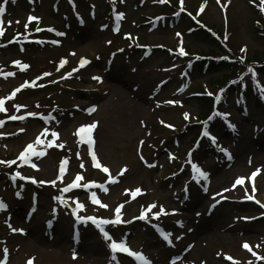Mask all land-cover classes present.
I'll return each mask as SVG.
<instances>
[{
    "label": "rangeland",
    "instance_id": "rangeland-1",
    "mask_svg": "<svg viewBox=\"0 0 264 264\" xmlns=\"http://www.w3.org/2000/svg\"><path fill=\"white\" fill-rule=\"evenodd\" d=\"M0 4L5 8L0 14V99L6 109L0 112V161H15L0 164V199L7 204L0 211V260L6 248V264H139L119 252L113 260L110 241L91 222L75 224L70 211L79 202L84 209L78 215L104 219H113L116 207L123 205L121 219L131 223L105 229L151 264H264V208L257 203H264V100L256 104L264 94V71L257 69L264 65V40L257 31L264 30V0ZM29 16L37 19L29 21ZM197 23L217 37V45L191 30ZM181 48L185 55H180ZM211 48L218 59H236L233 81L242 86L240 91L231 92L227 84L221 93V84L210 86L221 79L220 73L205 68L207 62H200ZM81 59L87 61L83 66ZM249 66L257 74L255 82ZM253 85L256 92L245 91ZM208 93L221 96L210 112L200 98ZM169 100L180 103H165ZM214 106L230 114L227 121L235 125V131L229 129L220 116L207 125L231 159L201 138ZM12 115L24 118L11 120ZM92 123L93 152L108 173L92 164L88 143L76 134ZM38 136L41 144L35 145ZM29 143L43 155L30 154L24 163L18 156ZM192 163L209 174L207 180L193 178ZM16 171L36 181H55V186L13 181L10 174ZM238 177L246 178L244 184L233 187ZM74 181L76 189L63 193L65 204L53 199ZM137 188L141 192L133 195ZM93 192L100 203L90 200ZM152 204L156 207L145 212V220L133 219ZM211 205L215 207L209 211ZM160 206L169 214L153 219ZM8 224L23 233L11 231ZM161 232L172 233L171 245Z\"/></svg>",
    "mask_w": 264,
    "mask_h": 264
},
{
    "label": "snow or ice",
    "instance_id": "snow-or-ice-1",
    "mask_svg": "<svg viewBox=\"0 0 264 264\" xmlns=\"http://www.w3.org/2000/svg\"><path fill=\"white\" fill-rule=\"evenodd\" d=\"M15 2V0H13V3ZM111 2L115 3V0H111ZM122 2V0H121ZM220 2V0H218V3ZM69 3H72V0H69ZM181 3H182V0H181ZM5 11V8H4V5L3 4H0V14H2L3 12ZM261 11L264 12V7L261 8ZM123 16L122 13L118 14L116 16V19L119 20L121 17ZM33 19H37L35 17H32V16H29L28 17V20L31 21ZM27 27V25H26ZM39 30V29H37ZM49 31H52V29H49ZM3 32V29L0 28V34H2ZM58 35H63V33H58ZM177 35H180L179 33ZM242 52L244 51V49L241 50ZM186 53H184L183 49L181 48L180 49V55H185ZM225 59H227V57H225ZM16 64H20V62L16 61L14 62ZM64 61L62 60L61 61V64H63ZM87 61L84 60V59H81L80 61V64L81 66H83L84 64H86ZM21 67L23 68H27L28 65L24 64V65H21ZM75 71V69H74ZM248 72L251 73L252 75V78H253V81L255 82L256 80V76L257 74L254 72L253 68L251 66L248 67ZM7 76H12L14 75L13 72H8L6 74ZM45 76L47 75H50L49 73H45L44 74ZM66 75H70L69 74H66ZM64 78V77H62ZM94 80L100 82L102 80V78L100 76H94L92 77ZM232 83H237V81H233ZM242 83V81H241ZM24 85H21L20 87H23ZM20 87H18L17 89L14 90V92H18L20 90ZM221 93H223L225 90L222 89L220 90ZM260 92L261 93H264V87H261L260 88ZM14 94V93H13ZM209 95H213L212 93H208ZM11 98V97H9ZM262 100H264V94L261 95L260 97ZM220 100H221V96L220 95H216L215 96V104H219L220 103ZM165 103H169V104H178L180 103L179 101H173V100H169V101H165ZM4 105V99H0V112H4L6 111V109L4 107H2ZM13 107L19 109L23 106L21 105H13ZM95 109H89L88 111H94ZM28 115H36L35 113H28ZM184 118L187 120L189 118L188 116V113H184ZM230 115L228 113H222V112H219L218 110H216L215 106H214V110H213V113L208 117V119L206 121H204V125L205 127L203 128L202 132H201V138L203 137H207L211 143L213 145H215L220 151L224 152V154L226 156H228L229 159H231V156L230 154L227 152V149H224V148H221L218 144H216V137L213 136L208 130H207V125H208V122L213 120L216 116H220V117H223L225 118V122L227 124V127L233 131H235V125L231 124L229 121H227V116ZM9 119L11 120H17V119H23L24 117L20 116H16V115H12L10 117H8ZM3 121H0V125H3ZM168 127H173L171 125H167ZM96 127V124L95 123H92L91 125H88V126H82L81 128H79L77 130V135H79L81 132H84L87 134V143H88V150H89V154L91 155V162L92 164L97 167V168H100L101 171L105 172V173H108L109 172V169L107 167H104L102 164H100L97 160V156L96 154L93 152V139L90 135L91 133V130L93 128ZM20 131H23V129H20ZM45 132L47 131V129L44 130ZM2 135V134H0ZM51 136L53 139H55L57 137V133L56 132H52L51 133ZM41 144V140L39 138V136L36 138L35 140V145H39ZM140 144L142 145L143 144V141L140 142ZM48 146H51V144L49 143ZM59 147H63V145H57ZM199 146V140L197 141V144L195 145V147H198ZM33 147L34 145L32 143H29L23 151H21L19 153V156H18V159L24 163H27L28 162V158H29V155H36V156H41L43 155V153L41 152H33ZM194 149H190L189 150V153H188V156H189V160L188 162L191 163V160H190V157H191V152L193 151ZM141 159H143V157H141ZM15 163V161H0V164H6V165H11ZM33 168H36L37 165L35 164H32L31 165ZM83 167V165H81ZM65 171L64 169V166H63V163L61 165V168H60V172L63 174ZM126 171V169H122L121 170V173ZM192 171H193V178L194 179H199V178H203L204 180H207L208 178V173L201 170L195 163H192ZM256 173L254 172L252 175L254 176ZM119 175V174H118ZM23 179V180H31L33 183H40V184H44V183H51L53 186H55V181H36L35 178H32V177H24L22 176V174L19 172V171H16V172H13L12 174H10V179H12L13 181H15L16 179ZM57 179H60V177H57ZM82 177L81 175L77 174L76 177H75V180L76 181H79L81 180ZM246 178H240L238 177L235 181V184L233 185V187L236 185V184H244V180ZM109 180L112 182V183H115L117 182L116 179L112 176H109ZM94 183V182H93ZM76 187V183L75 181L69 185H67L65 188L61 189V194L60 195H57V196H54L53 199L56 200V201H59L61 204H65L66 203V200L64 199V196H63V193L69 191L70 189L72 188H75ZM84 188H88L89 185L88 184H85L83 185ZM101 189L104 190V191H107V189L103 188V185H100ZM125 191H128V190H125ZM185 193H187V188L184 189ZM205 191H206V188H205ZM224 191H228V189H224ZM253 191H255V189H253ZM141 192V189L137 188L135 189L133 195H135V193H139ZM16 195L19 197L20 196V193L17 192ZM216 195H219V193H217ZM249 200L253 199L252 196H248L247 197ZM90 200L92 201V203H100L99 200L97 199V196L96 194L93 192L90 196ZM219 201H217L218 203ZM258 204H260V207L261 208H264V203H260L259 201H257ZM101 207H107V205H104V204H101L100 205ZM123 207V205H119L116 207V209L114 210L115 211V217L113 219H104V218H97V217H94V216H91V215H88V216H81V215H78V210H83L84 209V205L79 203V202H76V206L74 208L71 209V215L73 216L74 218V222L75 224H80V223H87V222H91L95 228L102 234V237L105 241H110V243L107 244V247L110 249L111 253H112V259L113 260H116L117 257H116V253H123V254H127L129 257H133L135 258V260L137 262H139V264H151V262L149 260H147L144 255L141 253V252H137V251H132L130 250V248L127 246L126 244V240L125 239H121L119 242H117L113 236L108 232L106 231L105 229V226L106 225H113L114 227L118 224H121V223H131V221H128V220H122L121 219V208ZM156 205L155 204H152V205H149L147 209L145 210H142L141 213H140V216L139 217H135L133 219H140V220H145L146 219V215H145V212L146 211H151V209L155 208ZM215 205H211L210 208H209V211H211L212 208H214ZM7 209V204L2 200L0 199V211H4ZM55 212H56V209L54 208L53 209V215H55ZM169 214V213H165V210L163 208V206H160V212H153L152 213V218L155 219L157 218L159 215L161 214ZM170 214H175V210L172 211V213ZM197 215H200V213H197ZM238 219H245V220H249V219H254V217H240ZM8 223V221H6V224ZM49 223V226H51V221L48 222ZM177 224L180 226V227H183V224L182 222L180 221H177ZM9 228L11 231L13 232H20V233H23V229H19V228H13L10 224H8ZM156 227V226H154ZM158 231H160L158 228H157ZM161 235L163 237V240L166 241L169 245H171L172 241L170 239L172 233H165V232H161ZM74 240H78V233L74 234ZM182 237L180 236H177L176 239L179 240L181 239ZM243 247L245 249H248L249 248V244L247 242H245L243 244ZM250 250V249H249ZM4 253H5V259L4 260H0V264H6V259H7V249L5 248L4 250ZM75 252L73 253V258H75ZM219 255V254H218ZM253 255H255V253H253ZM226 258H229L230 257H226ZM28 264H31V260H29ZM173 264H175V262L173 261Z\"/></svg>",
    "mask_w": 264,
    "mask_h": 264
},
{
    "label": "trees",
    "instance_id": "trees-1",
    "mask_svg": "<svg viewBox=\"0 0 264 264\" xmlns=\"http://www.w3.org/2000/svg\"><path fill=\"white\" fill-rule=\"evenodd\" d=\"M260 23H264L263 20H261ZM194 29L197 30V34L202 36V40L208 42V44H216V40L217 37H215L212 33H210V31H206L203 28L198 27V25L196 26L195 24L193 25ZM193 30V31H196ZM258 33H261V38L264 40V30H260L258 28ZM196 33V32H195ZM219 47V46H218ZM215 50L213 48L209 49L207 53V56H202V57H207L204 60H201L200 62H207L205 65V68H207L208 70H210L213 73H220L221 75V79H217L216 81H212L210 86H214L217 87L219 84L222 85V87H224L226 84L232 82L234 80V76L238 71V65L233 64V61L236 59H218L217 54L214 52ZM215 55V56H213ZM214 57V58H213ZM258 59L257 57L254 58V60ZM201 66V65H200ZM262 72L264 71V65H260L259 68ZM238 83H232V84H228L229 89L231 90V92L233 91H240L242 89V86L237 85ZM220 85V86H221ZM254 86V85H253ZM219 87V86H218ZM245 91H252L255 92V87H251L250 89H246ZM204 101V105L206 107V109L208 110L207 112H210L211 110V106L213 105V101H214V97L213 96H206V95H201V97ZM205 112V114L207 113ZM204 114V115H205Z\"/></svg>",
    "mask_w": 264,
    "mask_h": 264
},
{
    "label": "bare ground",
    "instance_id": "bare-ground-1",
    "mask_svg": "<svg viewBox=\"0 0 264 264\" xmlns=\"http://www.w3.org/2000/svg\"><path fill=\"white\" fill-rule=\"evenodd\" d=\"M84 139H87V136Z\"/></svg>",
    "mask_w": 264,
    "mask_h": 264
}]
</instances>
